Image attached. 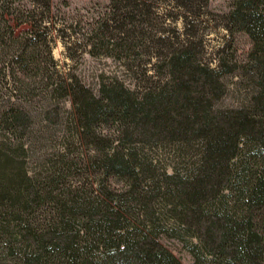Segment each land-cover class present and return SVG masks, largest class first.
I'll return each mask as SVG.
<instances>
[{
    "label": "trees",
    "instance_id": "16d2710c",
    "mask_svg": "<svg viewBox=\"0 0 264 264\" xmlns=\"http://www.w3.org/2000/svg\"><path fill=\"white\" fill-rule=\"evenodd\" d=\"M165 2L184 21L208 6L108 0L70 32L50 0H0V222L20 233L0 237V264H41L54 243L73 264H183L164 238L189 264H264V0H232L225 27L251 48L214 66L171 41L154 17ZM62 30L127 69L165 47L163 74L142 89L117 77L90 88L53 57Z\"/></svg>",
    "mask_w": 264,
    "mask_h": 264
},
{
    "label": "rangeland",
    "instance_id": "374dc122",
    "mask_svg": "<svg viewBox=\"0 0 264 264\" xmlns=\"http://www.w3.org/2000/svg\"><path fill=\"white\" fill-rule=\"evenodd\" d=\"M33 1L41 2L44 0H19L22 5H29ZM53 6L54 20L63 22L72 27L70 32L78 31L79 27L91 22L103 12L107 11L108 0H50ZM232 0H208V6L202 10L197 18L184 21L182 11L172 8L167 3H159L154 8V17L156 14L163 15L167 33L171 35V41L181 44L184 40H190L191 47L195 48L203 62L211 66L216 64L219 56H223L229 63L236 61L242 62L246 59L251 48L249 37L243 32H230L225 27V16L231 8ZM167 16V17H166ZM157 20V18H155ZM154 19V22H155ZM163 19V18H162ZM160 19V20H162ZM65 20V21H64ZM159 20V21H160ZM158 20L156 21L158 26ZM187 22V23H185ZM61 23V26H63ZM160 26V24H159ZM67 31L62 30L54 35H62V38H55L53 43V57L59 64V67L78 77L90 88H96L97 83L107 77H117L125 84L142 89L143 85L153 84L156 81L157 73L163 74L161 59L156 56L159 53L163 55L166 52L165 47L155 46L154 58L150 62L140 64L139 67L127 69L124 63L128 61L114 60L109 56H91L86 51L89 47L84 45L81 39H75L71 43L65 41L63 35ZM164 44V42H161ZM146 53V52H144ZM71 57V58H70ZM148 54H141L140 62L147 61ZM138 62V60L136 61ZM154 67V68H153ZM142 72H146L145 77ZM151 74H154L151 80ZM235 80V78H232ZM225 81L229 83L231 78L226 77ZM236 93L231 87L227 88L223 97V103L232 104L236 100ZM20 233L10 225L0 222V237H15ZM165 245L182 261L183 264L191 262V256L185 246L173 238H164ZM72 255L66 246L54 243L50 245L42 254L41 264H73Z\"/></svg>",
    "mask_w": 264,
    "mask_h": 264
}]
</instances>
